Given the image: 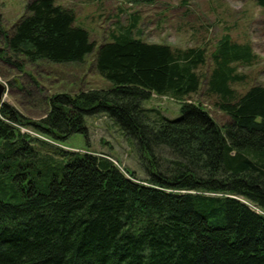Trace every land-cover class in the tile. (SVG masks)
Returning a JSON list of instances; mask_svg holds the SVG:
<instances>
[{
  "label": "trees",
  "instance_id": "obj_1",
  "mask_svg": "<svg viewBox=\"0 0 264 264\" xmlns=\"http://www.w3.org/2000/svg\"><path fill=\"white\" fill-rule=\"evenodd\" d=\"M75 22L56 0H30L10 31L0 15L7 66L95 54L111 83L53 95L39 121L0 103V264H264V86L231 87L244 80L236 67L256 62L252 46L226 35L211 54L207 91L230 119L221 126L189 100L201 90L204 49L147 43L138 19L97 48ZM153 95L179 101L181 116H152ZM99 113L135 140L147 179L108 155L64 148Z\"/></svg>",
  "mask_w": 264,
  "mask_h": 264
},
{
  "label": "rangeland",
  "instance_id": "obj_2",
  "mask_svg": "<svg viewBox=\"0 0 264 264\" xmlns=\"http://www.w3.org/2000/svg\"><path fill=\"white\" fill-rule=\"evenodd\" d=\"M30 0H0V15L7 31L25 14ZM72 9L75 25L86 28L97 44L111 40L112 31L139 20L136 37L147 43L165 44L173 49H204L207 61L198 73L201 90L189 100L202 104L223 126L229 117L215 105L208 93V82L214 68L211 54L221 40L229 35L239 44H250L257 55L251 65H238L237 73L244 80L231 87L244 94L252 86H264V9L255 0H56ZM0 45V49H1ZM0 81L7 86L4 101L32 121H39L48 112V99L58 93L94 89H109L111 83L103 78L95 66V54L84 63L54 64L39 61L25 64L23 71L7 66L0 57ZM188 100V101H189ZM153 110L152 116L173 119L181 116V103L168 96L153 95L144 103ZM159 114V115H158ZM87 133H75L62 142L65 149L108 155L122 169H130L139 179L148 178L145 160L135 140L126 134L121 124L106 113L85 117ZM29 132L32 136L36 135ZM53 144V143H52ZM164 157H168L165 152Z\"/></svg>",
  "mask_w": 264,
  "mask_h": 264
},
{
  "label": "water",
  "instance_id": "obj_3",
  "mask_svg": "<svg viewBox=\"0 0 264 264\" xmlns=\"http://www.w3.org/2000/svg\"><path fill=\"white\" fill-rule=\"evenodd\" d=\"M7 86L0 81V103H4L5 96L7 94Z\"/></svg>",
  "mask_w": 264,
  "mask_h": 264
}]
</instances>
